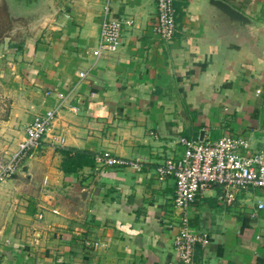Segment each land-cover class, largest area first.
I'll return each instance as SVG.
<instances>
[{
    "label": "crops",
    "instance_id": "obj_1",
    "mask_svg": "<svg viewBox=\"0 0 264 264\" xmlns=\"http://www.w3.org/2000/svg\"><path fill=\"white\" fill-rule=\"evenodd\" d=\"M224 1L263 26L259 46L254 35L234 38L196 0L175 1L169 41L153 30L155 0H46L53 23L32 50L12 60L0 44V163L36 115L61 104L40 146L0 182V264H182L174 180L158 181L156 167L183 155L181 137L201 132L207 142L229 134L249 152L264 150V0ZM106 7L132 24L115 53L96 56ZM62 150L87 152L92 165L67 174ZM105 151L144 169H97ZM27 183L32 196L18 191ZM233 192L227 205L213 186L188 208L192 229L208 235L193 264H264V189Z\"/></svg>",
    "mask_w": 264,
    "mask_h": 264
},
{
    "label": "built area",
    "instance_id": "obj_2",
    "mask_svg": "<svg viewBox=\"0 0 264 264\" xmlns=\"http://www.w3.org/2000/svg\"><path fill=\"white\" fill-rule=\"evenodd\" d=\"M156 15L152 25L154 32L163 41L172 39L175 29L176 0H155ZM129 19L114 20L107 16V7L101 22L100 40L96 56L104 53H115L120 46L123 26H130ZM86 72H80L84 78ZM63 100L65 95L60 93ZM61 106L51 108L34 117L25 129V136L18 145L17 151L0 163V182L13 178L26 158L31 157L43 138L50 131ZM76 110V108H74ZM58 143L63 140L58 138ZM178 142L184 147V153L178 158H166L155 169L158 181L173 178L175 184L173 204L181 210L178 220V232L174 237V252L182 264H193L195 248L198 244L205 246L208 235L195 232L189 221L188 208L195 201L196 196L217 186L220 198L231 205L234 200L233 191L248 188L264 189V150L247 151L249 143L246 139L235 135H224L215 142L181 137ZM97 169L102 168H130L136 172L144 169L139 160L116 157L105 151L95 156ZM264 206L258 203V209ZM42 216L39 215V218ZM87 245L97 247L98 242Z\"/></svg>",
    "mask_w": 264,
    "mask_h": 264
},
{
    "label": "rangeland",
    "instance_id": "obj_3",
    "mask_svg": "<svg viewBox=\"0 0 264 264\" xmlns=\"http://www.w3.org/2000/svg\"><path fill=\"white\" fill-rule=\"evenodd\" d=\"M52 1L54 7L56 5L60 7L62 3V0ZM29 10L31 9L28 0L25 3H21L20 0H0V44H3L12 54H15L12 60H16V54H21L26 49L32 50V42L37 40L40 34H44L45 27L53 23L51 20H53L52 16L55 14L54 10L43 8L37 15H33ZM2 66L3 63L0 62V69ZM1 159L2 157H0V162L4 160ZM21 186L18 191L32 196V184L27 183ZM9 201V204L14 205L19 203L20 199ZM29 207L32 208V200H29Z\"/></svg>",
    "mask_w": 264,
    "mask_h": 264
},
{
    "label": "water",
    "instance_id": "obj_4",
    "mask_svg": "<svg viewBox=\"0 0 264 264\" xmlns=\"http://www.w3.org/2000/svg\"><path fill=\"white\" fill-rule=\"evenodd\" d=\"M21 3L27 2V0H20ZM46 0H31L28 1L29 12L34 15L38 14L43 8H46L45 4ZM199 4L202 5V8L211 11L214 15V17H217L218 19H226V22L229 24V29L231 32V35L235 38V34H232L234 32H238L240 36L242 37V34H245L248 39L249 35L255 36V44L256 40L259 36L257 32L261 31L262 25L254 22L251 17L247 16L240 10L232 7L229 3L225 2L224 0H196ZM32 15V16H33ZM253 36V37H254ZM257 36V38H256ZM232 37V36H231ZM235 40V39H233ZM257 40L258 46L260 45V42ZM252 41V40H251ZM235 43V41H234ZM230 58H222L225 63L227 62H233L235 58L229 56ZM200 140H203V132L200 133Z\"/></svg>",
    "mask_w": 264,
    "mask_h": 264
},
{
    "label": "trees",
    "instance_id": "obj_5",
    "mask_svg": "<svg viewBox=\"0 0 264 264\" xmlns=\"http://www.w3.org/2000/svg\"><path fill=\"white\" fill-rule=\"evenodd\" d=\"M62 170L67 174H73L84 166L92 165L90 154L78 150H62Z\"/></svg>",
    "mask_w": 264,
    "mask_h": 264
},
{
    "label": "flooded vegetation",
    "instance_id": "obj_6",
    "mask_svg": "<svg viewBox=\"0 0 264 264\" xmlns=\"http://www.w3.org/2000/svg\"><path fill=\"white\" fill-rule=\"evenodd\" d=\"M28 1H31V0H28Z\"/></svg>",
    "mask_w": 264,
    "mask_h": 264
}]
</instances>
